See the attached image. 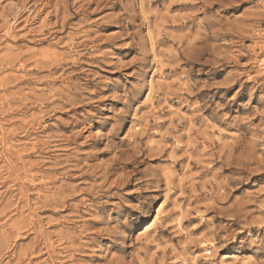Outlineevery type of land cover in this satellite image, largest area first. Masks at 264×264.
I'll list each match as a JSON object with an SVG mask.
<instances>
[{"label": "rangeland", "instance_id": "374dc122", "mask_svg": "<svg viewBox=\"0 0 264 264\" xmlns=\"http://www.w3.org/2000/svg\"><path fill=\"white\" fill-rule=\"evenodd\" d=\"M0 264H264V0H0Z\"/></svg>", "mask_w": 264, "mask_h": 264}]
</instances>
